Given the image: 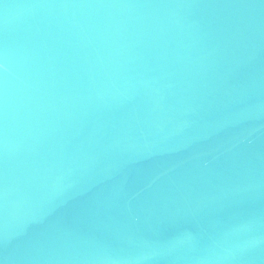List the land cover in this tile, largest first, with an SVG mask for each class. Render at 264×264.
Wrapping results in <instances>:
<instances>
[{"label":"water","instance_id":"1","mask_svg":"<svg viewBox=\"0 0 264 264\" xmlns=\"http://www.w3.org/2000/svg\"><path fill=\"white\" fill-rule=\"evenodd\" d=\"M0 264H264V0H0Z\"/></svg>","mask_w":264,"mask_h":264}]
</instances>
